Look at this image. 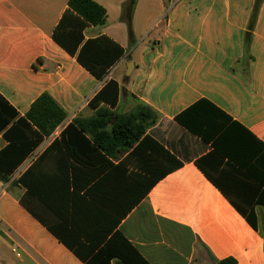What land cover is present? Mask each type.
<instances>
[{
    "label": "crops",
    "instance_id": "obj_1",
    "mask_svg": "<svg viewBox=\"0 0 264 264\" xmlns=\"http://www.w3.org/2000/svg\"><path fill=\"white\" fill-rule=\"evenodd\" d=\"M94 1L106 10V23L87 27L85 39L105 35L125 50L106 78L120 85L115 108L90 107L105 80L52 38L69 0H0V94L22 118L43 94L66 113L18 170L0 180V264H83L50 231L56 222L42 223L20 202L27 189L19 178L41 156L37 184L46 190L61 185L65 167H76L77 191L86 198L77 216L86 245L105 238L109 224L92 230L98 217L120 218L115 232L149 264L228 258L264 264V0H179L172 7L169 0H137L131 15L137 40L127 29L128 0ZM141 104L158 122L133 146L112 147L113 127ZM104 107L116 114L109 134L92 133L90 122ZM71 124L85 129L84 137L64 134ZM9 143L0 133V152ZM167 153L181 166L168 162Z\"/></svg>",
    "mask_w": 264,
    "mask_h": 264
},
{
    "label": "trees",
    "instance_id": "obj_2",
    "mask_svg": "<svg viewBox=\"0 0 264 264\" xmlns=\"http://www.w3.org/2000/svg\"><path fill=\"white\" fill-rule=\"evenodd\" d=\"M136 2L137 0H128L124 6L125 19L129 26H131V15ZM68 6V10L55 28L52 38L68 54L76 57L78 63L96 79L105 80L102 89L91 100L90 107L96 109L99 104H104L110 108H115L119 100L120 85L116 80L106 78L111 69L124 56L125 50L105 35L85 39L84 30L87 27L102 26L106 23V10L104 7L94 0H69ZM96 116L98 119H92L90 122V131L93 133L100 130V132L109 134L106 128L116 114L104 107L97 111ZM65 118L66 113L48 94H43L36 100L26 118L19 117L16 109L0 94V133H4V137L10 140L8 146L0 152V180L11 177L42 143L43 137L49 136ZM99 118L102 119L99 120ZM158 119L156 112L149 106L141 104L135 112L120 118L118 124L113 127L110 134L114 139V144L111 142L112 147L118 144H121L122 147L133 146L140 140L149 126H153L158 122ZM97 120L98 124L96 125ZM82 130L86 132L85 129H78L71 124L64 131V134L74 131L84 137L81 134ZM99 141L100 138H94V143L104 149ZM148 142L149 138L146 137L140 147H144ZM110 148H107L108 153H111ZM73 157L84 162L75 155ZM42 158L43 156L19 178L18 183L27 189L20 200L25 208L39 218L42 223L56 222L55 226H49L50 231L62 243L67 245L83 264H111L114 259H118L124 264H149L119 232H115L116 226L121 222L120 218L109 222L105 217H98L99 219L96 220L98 224H95L92 230L101 232L103 231L101 224H109L105 238L103 237L96 242L94 240L89 241V245L83 243L81 241L83 229L78 225L77 216L81 201L83 199L86 201V198L80 196L77 191L79 186L76 183V167H71V172L69 166L65 167L67 172H61L58 178L61 185L46 190L37 184L39 181L37 180V167ZM167 159L168 162L170 160L175 162V158L168 153ZM174 166L178 168L181 164L175 162ZM149 174L153 175V172L150 171ZM158 180L159 176L149 178V182H146L149 186L141 189L140 195L136 198L134 204L147 196ZM72 185L74 191L70 189ZM88 205L89 207H95L92 202H89ZM93 209L90 208L92 214ZM41 210L47 211L51 219L42 218ZM127 212H119V216H125ZM248 222L256 228L253 220L249 219ZM68 226L71 229H68ZM92 230L90 231L92 232ZM108 233L112 236L103 244ZM219 264H237V261L228 258L220 261Z\"/></svg>",
    "mask_w": 264,
    "mask_h": 264
},
{
    "label": "rangeland",
    "instance_id": "obj_3",
    "mask_svg": "<svg viewBox=\"0 0 264 264\" xmlns=\"http://www.w3.org/2000/svg\"><path fill=\"white\" fill-rule=\"evenodd\" d=\"M146 1H149V0H146ZM151 3H152V0H151ZM127 29H128V33L130 35V40H131V38H133L135 40L141 39L142 36H140L138 31L135 29V24L134 23H132L131 27L129 25H127Z\"/></svg>",
    "mask_w": 264,
    "mask_h": 264
},
{
    "label": "water",
    "instance_id": "obj_4",
    "mask_svg": "<svg viewBox=\"0 0 264 264\" xmlns=\"http://www.w3.org/2000/svg\"><path fill=\"white\" fill-rule=\"evenodd\" d=\"M132 67H133V63L130 62V63H129V66H128V69H127V75H130V72H131V70H132Z\"/></svg>",
    "mask_w": 264,
    "mask_h": 264
},
{
    "label": "built area",
    "instance_id": "obj_5",
    "mask_svg": "<svg viewBox=\"0 0 264 264\" xmlns=\"http://www.w3.org/2000/svg\"><path fill=\"white\" fill-rule=\"evenodd\" d=\"M179 0H169V5L172 7L174 4H176ZM33 158H31L32 160Z\"/></svg>",
    "mask_w": 264,
    "mask_h": 264
}]
</instances>
